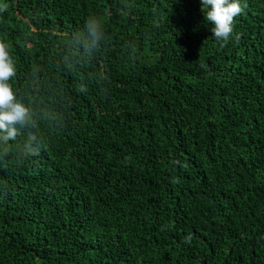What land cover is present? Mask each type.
<instances>
[{
	"label": "trees",
	"instance_id": "obj_1",
	"mask_svg": "<svg viewBox=\"0 0 264 264\" xmlns=\"http://www.w3.org/2000/svg\"><path fill=\"white\" fill-rule=\"evenodd\" d=\"M0 5V264H264V0L227 42L201 0Z\"/></svg>",
	"mask_w": 264,
	"mask_h": 264
},
{
	"label": "clouds",
	"instance_id": "obj_2",
	"mask_svg": "<svg viewBox=\"0 0 264 264\" xmlns=\"http://www.w3.org/2000/svg\"><path fill=\"white\" fill-rule=\"evenodd\" d=\"M201 11L204 19L212 25V35L219 41L227 42L233 33L234 19L243 12L241 0H201ZM6 10L0 5V11ZM87 36L93 45L102 38L101 21L89 17L85 22ZM16 74L15 63L10 55L7 43L0 39V139L14 140L20 128L27 125L30 119V109L20 100L13 91L11 79ZM30 154L37 151L30 148ZM190 237L185 242L190 241Z\"/></svg>",
	"mask_w": 264,
	"mask_h": 264
}]
</instances>
